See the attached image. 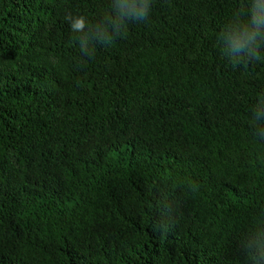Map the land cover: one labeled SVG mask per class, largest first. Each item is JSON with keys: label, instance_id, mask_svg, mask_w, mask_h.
Masks as SVG:
<instances>
[{"label": "trees", "instance_id": "trees-1", "mask_svg": "<svg viewBox=\"0 0 264 264\" xmlns=\"http://www.w3.org/2000/svg\"><path fill=\"white\" fill-rule=\"evenodd\" d=\"M0 264H264V0H0Z\"/></svg>", "mask_w": 264, "mask_h": 264}, {"label": "clouds", "instance_id": "clouds-1", "mask_svg": "<svg viewBox=\"0 0 264 264\" xmlns=\"http://www.w3.org/2000/svg\"><path fill=\"white\" fill-rule=\"evenodd\" d=\"M147 11H148V10H147L146 8H142V9L139 10V14H140V17H141L142 20H143V17H144L145 15H147ZM84 25H85V20H84L83 17H81V18L76 22V24L74 25V27L77 28V29H83V28H84Z\"/></svg>", "mask_w": 264, "mask_h": 264}]
</instances>
